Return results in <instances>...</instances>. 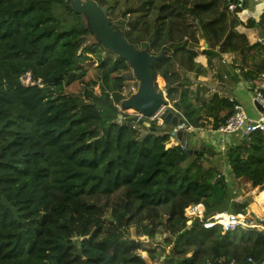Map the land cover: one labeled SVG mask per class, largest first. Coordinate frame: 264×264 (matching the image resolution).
Returning a JSON list of instances; mask_svg holds the SVG:
<instances>
[{"label":"trees","instance_id":"trees-1","mask_svg":"<svg viewBox=\"0 0 264 264\" xmlns=\"http://www.w3.org/2000/svg\"><path fill=\"white\" fill-rule=\"evenodd\" d=\"M97 1L131 46L167 53L151 68L169 105L163 117L173 113L194 129L216 130L233 113L227 98L208 101L198 81L207 73L195 61L201 40L208 68L232 54L241 60L234 71L251 61L245 79L264 72V45H251L238 30L257 29L264 40V12L243 23L241 8L230 10L227 0ZM133 80L125 60L89 40L66 0H0V264H144L143 252L159 264L264 261V231H206L196 220L187 227L190 203L202 204L206 217L242 214L247 205L205 155L186 154L170 133L144 120L134 127L136 119L119 110ZM220 155L233 182L244 179L262 188L255 196L264 195L260 132ZM121 218L123 230L146 218L143 234L159 238L161 251L126 239L116 228Z\"/></svg>","mask_w":264,"mask_h":264},{"label":"water","instance_id":"water-1","mask_svg":"<svg viewBox=\"0 0 264 264\" xmlns=\"http://www.w3.org/2000/svg\"><path fill=\"white\" fill-rule=\"evenodd\" d=\"M66 2L75 15L82 17L93 42L125 60L132 70V77L137 82V89L135 93L121 102L119 110H133L146 118L164 113V110L169 107L166 94L158 87L157 78L154 80L151 68L155 62L166 57L167 53L151 55L146 49H136L131 46L123 36L122 27L120 25L112 26L107 5H101L97 0H66ZM229 2L244 9L247 0H229ZM254 106L263 112L257 102H254ZM164 120L167 123L165 132L170 133L177 140L178 145L183 148L186 154L200 156L204 153L213 154V151L207 149L201 141L193 135L187 134V131L183 129V118L168 113ZM259 189L260 187L256 188L254 193ZM77 253L81 256L80 249Z\"/></svg>","mask_w":264,"mask_h":264},{"label":"crops","instance_id":"crops-1","mask_svg":"<svg viewBox=\"0 0 264 264\" xmlns=\"http://www.w3.org/2000/svg\"><path fill=\"white\" fill-rule=\"evenodd\" d=\"M263 12H264V0H247L245 8L241 9V12L238 14L239 15L238 18L243 23H246L247 20L249 19H253L254 21L258 22ZM238 30L239 32L244 33L248 37L251 45L255 43H260L261 45H264V40L262 39L259 30L246 29L243 27H239ZM200 43H201V49L197 51V57L195 58V61L199 63L202 67L207 69V73L205 74V76L199 77L198 79V81L202 82L208 88L206 99H208L209 101L212 99L214 95H219L229 100L231 98L235 99L237 102L241 103L246 108L247 113L251 119H258L261 115V112L254 106L253 98L255 95V91L258 89V86H262L264 88V83L263 82L260 83L259 81L258 75L260 73L254 75L253 80L245 79L244 77H242V72L247 71V69L251 66V61L247 62L245 69L243 70L237 69L234 71L232 69L233 66L231 67V65L240 67L239 66V62L241 61L240 58H235L234 55L232 54H225L220 57L213 58L211 62V66L208 68L207 58L202 52V48L207 47V45L204 40H201ZM251 57L253 58V60L259 61V59H262L263 56L261 55L260 57V55L257 52H252ZM224 59H226L231 63L230 66L225 67L222 64V61ZM252 82L253 84H251ZM177 116L181 117L179 115ZM145 126L148 127L147 125ZM187 134L193 135L197 140L201 141L205 146H209V145L211 146V148H207V149H211L213 151V154L212 155H209L208 153L203 154L205 155V157H207L208 155L210 157L209 159L221 157L220 153L226 151V148L229 147L230 145L237 144L241 139L239 135L228 136L226 138L227 140L226 145L224 147H221L218 144V140H217L218 136L214 133V130L210 129V127L195 129L192 132H187ZM172 143L173 145L178 146V142L174 137H172ZM214 153H216L217 155H215V157L212 158ZM226 164L228 165L227 162Z\"/></svg>","mask_w":264,"mask_h":264},{"label":"built area","instance_id":"built-area-1","mask_svg":"<svg viewBox=\"0 0 264 264\" xmlns=\"http://www.w3.org/2000/svg\"><path fill=\"white\" fill-rule=\"evenodd\" d=\"M228 8L233 10L235 7L233 4L227 0ZM239 14V13H238ZM237 16L239 17V15ZM263 42V41H261ZM222 64L225 67L230 66V62L224 59ZM225 78V77H224ZM260 83H264V72H261L258 75ZM26 84L30 83L29 75L26 77ZM23 81V80H22ZM253 84V82L251 83ZM256 84V83H255ZM257 85V84H256ZM137 82L134 81V85L128 91H124L125 99L130 95L136 92ZM233 103V113L225 121L224 124L219 126L214 133L218 136V144L221 147H224L227 143L226 138L231 135H239L241 138L249 136L255 132H260L264 137V88L258 86V89L255 91L253 98L254 102H257L258 105L263 109L261 115L258 119H251L247 113L246 108L235 99L229 100ZM134 115H132L136 121L134 127L137 126L138 122L147 119V122L143 124H154L158 128L165 129L167 123L164 120L163 113H159L152 117H144L141 114L131 110ZM183 129L187 132H192L195 129L193 127L187 126L184 122ZM224 175V174H222ZM183 216L187 219V223L191 225L192 221L196 220L204 230L211 231L217 227H221L223 231H235L238 228L250 229L256 232L264 231V217L262 218H252V215L249 211H245L242 214H233L228 212L214 213L213 215L206 217L205 207L202 204L190 203L183 209ZM141 258L145 260L144 255H141ZM245 264H264V261L256 263L253 259L248 258Z\"/></svg>","mask_w":264,"mask_h":264},{"label":"rangeland","instance_id":"rangeland-1","mask_svg":"<svg viewBox=\"0 0 264 264\" xmlns=\"http://www.w3.org/2000/svg\"><path fill=\"white\" fill-rule=\"evenodd\" d=\"M55 11V10H54ZM59 20H62L61 15L58 14V12L54 14ZM90 41H93L91 37H89ZM26 77L23 78V82L26 84ZM134 81H136L135 79L133 81H130V88L132 85H134ZM158 85V82H157ZM160 89H164V87L162 86V84L159 82V86ZM126 91L127 88H125ZM124 90V91H125ZM95 92H97V88L95 89ZM123 113L129 115L130 117H133L132 115L133 112L131 110H127V111H123ZM148 120L145 119V122H147ZM154 125V124H153ZM155 126V125H154ZM140 134L143 136L146 134V130L144 128V126L140 127ZM207 148H211V146H206ZM217 155V154H216ZM204 160L207 161L208 164H212L214 166H216L221 175L224 174L223 176H225V179L227 181V185L230 188V192L233 195V198L238 201V203L240 204H245L247 205L245 211H249L252 215V218H262L264 217V195L263 196H255L254 193L255 189H253L244 179L239 180V181H234L230 179V175H228V165L226 164V160L222 157H218V158H214V159H207L204 157ZM207 163H204V165H207ZM262 188L259 189L258 192H261ZM185 203V200H181L180 204ZM254 204V205H253ZM258 208L259 213L261 215H257L256 213L253 212V208L255 207ZM258 213V214H259ZM103 217L106 220H112V216L109 212H104L103 213ZM157 219H159V216L157 217ZM146 218H143L141 220H135L133 223L129 224V226H127L124 230H123V222L124 219L121 218L120 222L116 223V228L118 230H122L125 233V238L128 240H132L134 243H139L140 245H142L143 247H149L152 249H155L157 252L161 251V240L159 238L156 239H152V240H147V238L144 236L143 234V229H142V224L146 223ZM190 224L187 223V227H189ZM168 234H166L165 236H167ZM165 251V254H167L170 251L169 247L163 248ZM141 255H144L145 258V263L144 264H159V257H157V259H155L154 261L149 262L147 259V253L143 252L141 253ZM147 259V260H146Z\"/></svg>","mask_w":264,"mask_h":264},{"label":"bare ground","instance_id":"bare-ground-1","mask_svg":"<svg viewBox=\"0 0 264 264\" xmlns=\"http://www.w3.org/2000/svg\"><path fill=\"white\" fill-rule=\"evenodd\" d=\"M254 205V204H253ZM253 212L254 213H256L257 215H261L260 213H259V210H258V208L256 207V205H255V207L253 208ZM259 213V214H258Z\"/></svg>","mask_w":264,"mask_h":264}]
</instances>
